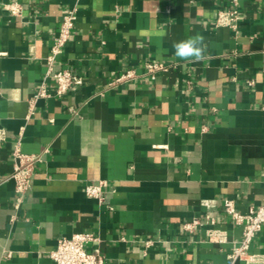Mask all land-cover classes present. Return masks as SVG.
I'll use <instances>...</instances> for the list:
<instances>
[{
	"label": "crops",
	"instance_id": "0c3cea01",
	"mask_svg": "<svg viewBox=\"0 0 264 264\" xmlns=\"http://www.w3.org/2000/svg\"><path fill=\"white\" fill-rule=\"evenodd\" d=\"M13 1L0 0V264H55L58 238L85 230L106 264L225 263L242 236L225 198L264 203V0H241L236 29L216 22L230 0H17L21 14ZM196 34L203 60H179L173 43ZM148 59L167 69L151 77ZM63 68L84 82L59 96ZM17 149L43 154L18 209ZM101 180L105 203L86 192ZM251 247L264 251V226Z\"/></svg>",
	"mask_w": 264,
	"mask_h": 264
},
{
	"label": "built area",
	"instance_id": "2783aa9c",
	"mask_svg": "<svg viewBox=\"0 0 264 264\" xmlns=\"http://www.w3.org/2000/svg\"><path fill=\"white\" fill-rule=\"evenodd\" d=\"M241 0H230V6L221 8L217 14L218 25H228L233 29L238 27L240 17ZM13 14L22 13V4L19 1H13L8 4ZM76 8L65 14L61 21L59 32L51 46V53L48 56L49 62L62 52L66 42L71 37L73 27L75 25ZM4 52L0 51V55ZM146 72L155 77L160 70L167 69L164 62L148 59L145 64ZM136 75L134 70L130 69L120 74L116 78V82L132 78ZM52 77L56 80L55 94L61 96L66 93L72 86L80 85L84 82V77L69 68H63L52 72ZM49 92L43 82L36 96H46ZM72 112H77L75 107L71 106ZM14 156L19 158V162L15 164L14 171L10 178L15 181L16 202L15 207L21 206L26 194L31 189L32 179L36 163L43 160V154H25L17 149ZM107 182L101 180L99 182H90L86 185V192L89 196L96 197L100 203L106 202L108 191L106 190ZM224 208L229 212L235 224L242 227V236L238 241L234 242L233 249L227 255V261L223 264H264V251L252 249V242L258 231L264 226V203L258 206H251L247 212H241L233 198H225ZM206 223L214 225L217 219L208 215L205 219ZM204 224L200 218H194L192 221L185 223V228L191 232L196 227ZM211 239L217 237L220 230L214 227L208 228ZM101 238L93 231H78L71 236H61L58 238L57 246L52 250L51 257L55 264H106V257L99 248ZM94 244L93 248L89 244Z\"/></svg>",
	"mask_w": 264,
	"mask_h": 264
},
{
	"label": "clouds",
	"instance_id": "9594fccd",
	"mask_svg": "<svg viewBox=\"0 0 264 264\" xmlns=\"http://www.w3.org/2000/svg\"><path fill=\"white\" fill-rule=\"evenodd\" d=\"M172 47L174 49V55L179 60L185 62H199L203 60L206 52L205 38L200 34L174 42Z\"/></svg>",
	"mask_w": 264,
	"mask_h": 264
}]
</instances>
